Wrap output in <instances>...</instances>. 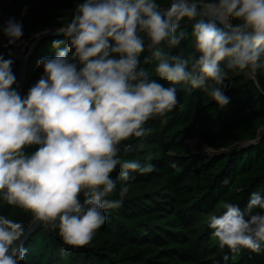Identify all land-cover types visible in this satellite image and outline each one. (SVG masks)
<instances>
[{"label":"clouds","instance_id":"9594fccd","mask_svg":"<svg viewBox=\"0 0 264 264\" xmlns=\"http://www.w3.org/2000/svg\"><path fill=\"white\" fill-rule=\"evenodd\" d=\"M0 33L9 48L23 24L8 17ZM53 34L64 39L37 62L42 75L24 96L11 53H0V203L78 248L122 206L130 174L152 171L122 160V142L146 136V122L177 107L180 88L223 109L230 72L255 80L264 71V0H81ZM220 208L207 220L220 248L264 251V196ZM25 235L23 222L0 215V264H22Z\"/></svg>","mask_w":264,"mask_h":264},{"label":"trees","instance_id":"16d2710c","mask_svg":"<svg viewBox=\"0 0 264 264\" xmlns=\"http://www.w3.org/2000/svg\"><path fill=\"white\" fill-rule=\"evenodd\" d=\"M79 2L0 0V26L8 17L23 24L22 42L9 48L0 33V53L10 52L14 59L17 91L25 62L16 51L25 45L28 62L21 96L42 75L37 62L54 55L52 41L64 37L38 39L42 33H54ZM36 34H41L38 39ZM225 85L231 98L225 108L201 90L180 88L177 107L146 122L151 129L146 136L122 142V160H137L152 171L130 174L134 178L122 206L106 210L107 221L89 244L71 248L58 231L43 224L24 243L28 251L22 264H264V251L220 248L207 224L210 214L223 211L225 200L243 209L253 193L264 196V71H258L255 80L230 72ZM188 140H198L210 154H194ZM26 151H35V146ZM118 172L119 166L113 175ZM119 186L118 181L114 198ZM0 215L23 222L25 231L35 223L30 212L3 203Z\"/></svg>","mask_w":264,"mask_h":264},{"label":"rangeland","instance_id":"374dc122","mask_svg":"<svg viewBox=\"0 0 264 264\" xmlns=\"http://www.w3.org/2000/svg\"><path fill=\"white\" fill-rule=\"evenodd\" d=\"M16 56L19 60L22 61V63L25 62L27 56V54L25 53V45L21 49L16 51ZM186 143L194 154L208 155L211 152L207 148V146L202 145L198 140H188L186 141Z\"/></svg>","mask_w":264,"mask_h":264},{"label":"water","instance_id":"95a60500","mask_svg":"<svg viewBox=\"0 0 264 264\" xmlns=\"http://www.w3.org/2000/svg\"><path fill=\"white\" fill-rule=\"evenodd\" d=\"M47 36H57V35H54L53 33H48V34H44V35H42L39 39H38V41H40L42 38H44V37H47ZM59 36H63L62 34L61 35H59ZM37 41V42H38ZM37 42H36V44H37ZM35 44V45H36ZM35 45L33 46V49H34V47H35ZM27 62H28V58L26 57V59H25V63H24V66H23V69H22V76H21V80H20V83H19V85H18V92L20 93V95H21V89H22V85H23V81H24V73H25V70H26V67H27ZM44 223H41V222H39V221H36L33 225H31L30 227H29V229L26 231V235H25V237L23 238L24 239V243L32 236V235H34V233H35V230L38 228V227H40L41 225H43Z\"/></svg>","mask_w":264,"mask_h":264}]
</instances>
